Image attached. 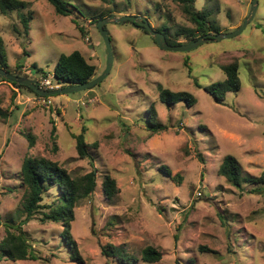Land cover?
I'll return each instance as SVG.
<instances>
[{"label":"rangeland","instance_id":"rangeland-1","mask_svg":"<svg viewBox=\"0 0 264 264\" xmlns=\"http://www.w3.org/2000/svg\"><path fill=\"white\" fill-rule=\"evenodd\" d=\"M22 1L21 12L0 10L6 70L35 80L44 79L42 70L52 77L60 56L75 50L100 75L107 55L94 20L101 15L144 16L180 44L189 41L177 33L196 27L180 0H66L80 7L77 18L86 34L48 0ZM251 3L196 0L195 7L209 11L220 32L228 33L242 25ZM22 14L30 17L28 34ZM106 27L114 65L93 89L39 97L0 76V107L8 113L0 119V241L8 223L17 226L26 217L25 156L56 161L75 178L95 168L98 182L93 195L77 205L71 226L82 260L72 258L63 243L64 227L42 222L37 214L22 228L46 260L2 258L0 264H128L105 256L108 244L136 256L134 264H264V189L253 191L248 183L238 188L218 172L228 154L238 159L243 176L264 171V0L242 33L189 51L161 49L131 21ZM234 57L240 58L242 88L217 103L204 87L225 79L222 64ZM160 87L188 91L197 102L167 106L159 99ZM153 105L158 121L169 128L150 135ZM84 127L86 141L98 144L90 148L93 159L77 152L75 135ZM106 174L119 188L113 198L103 190ZM57 195L51 188L45 200ZM149 246L161 252L160 261L141 259Z\"/></svg>","mask_w":264,"mask_h":264},{"label":"trees","instance_id":"trees-1","mask_svg":"<svg viewBox=\"0 0 264 264\" xmlns=\"http://www.w3.org/2000/svg\"><path fill=\"white\" fill-rule=\"evenodd\" d=\"M48 1L54 6L58 14L71 17V20L77 25L80 32L86 34L77 18V13H80V7L72 3L70 4L66 0ZM180 1L184 4L186 14L195 23L196 27L181 33L178 32V36L184 35L186 39L191 42L203 35L209 34V32H220V27L217 26L214 21L210 20L209 11L206 9L201 11L196 9V0ZM25 8L26 3L22 0H0V10L3 14H9L13 11L21 12ZM104 17L105 15H101L98 19L94 20L95 24ZM21 22L28 34L30 17L22 14ZM157 30L163 31L160 29ZM167 32L168 29H166L165 32L163 31L165 35ZM167 41L173 45L180 44L177 40L169 37H167ZM7 66L8 58L5 51L4 38L0 32V67L6 69ZM21 66L22 65H17V68L19 69ZM222 70L225 73V79L213 82L204 87V90L211 95L217 103L221 104L224 103L228 92H238L242 88L240 58L234 57L232 60L222 64ZM42 73L43 78L48 77V72L42 70ZM21 74L22 73H16L15 75L23 76ZM97 76V66L90 63L79 50H75L72 53L60 56L55 66L52 79L55 83H61L62 86L65 87L88 83ZM3 80L11 83L17 88L24 87L37 96H41L29 86L21 85L4 78ZM36 80L39 79L36 78ZM196 84L198 87H201L197 81ZM159 99L167 106L179 102H184L188 106H192L197 102V98L188 91H171L163 87H160ZM7 116L8 113L0 107V119ZM147 123L150 135L159 134L169 128L167 125L158 121L157 111L154 105L150 106V109H148ZM86 130V127H84L81 133L75 135L76 148L80 157H90L93 159L90 148L96 147L98 144L94 143V146H92L86 141ZM201 160L203 161V158H201ZM218 172L238 188H242L243 183H248L254 186L253 191L260 192L264 189V171L258 177L243 176L241 164L232 154H228L224 157ZM21 176L22 184L25 187L23 210L26 213V217L17 226L12 223L6 225L7 234L3 240L0 241V259L5 258L15 262L21 260H46L36 252L22 228L30 219L39 214L41 215L39 218L42 222L51 221L59 223L64 227L61 233L64 241L63 243L69 247L72 258L82 260L77 242L73 239L71 234V226L76 217L75 209L77 205L80 201L91 197L97 188V170L93 168V170L86 175L75 178L56 161L44 157L37 158L25 156L21 166ZM102 186L108 198H113L119 191L116 179L110 174L105 175ZM51 188H57L58 195L53 200L46 201V194L49 193ZM102 252L105 256L113 257L122 263L134 264L138 261L136 256L127 253L123 247L113 244L103 246ZM161 258V252L149 246L143 250L141 259L147 263H154L160 261Z\"/></svg>","mask_w":264,"mask_h":264},{"label":"water","instance_id":"water-1","mask_svg":"<svg viewBox=\"0 0 264 264\" xmlns=\"http://www.w3.org/2000/svg\"><path fill=\"white\" fill-rule=\"evenodd\" d=\"M258 8H259V0H252L248 16L245 18L242 25L232 32H228V33L219 32L216 34H206L199 37L197 40L187 42L184 44H176V45L170 44L167 41V36L162 31L155 29L151 25L149 20L144 16H132V15L118 16L115 14H110L109 16L104 17L97 22L98 30L106 46V55H107L106 67L100 75H98L90 82L73 85V86H65L55 90H46L39 85V82L37 80L29 78L27 76H19V75L11 74L6 69L1 67H0V76L6 80L16 82L21 85L29 86L33 88L39 95L45 97L55 96L58 94H71V93L87 90L94 87L97 84H100L104 79H106L111 73V70L114 65V50L112 46L111 34L106 28L108 24L131 21L134 26L141 27L143 30L147 31L161 49L167 51L180 52V51L192 50L210 40L218 41L225 38L234 37L242 33L244 29L248 26V24L254 20Z\"/></svg>","mask_w":264,"mask_h":264},{"label":"built area","instance_id":"built-area-1","mask_svg":"<svg viewBox=\"0 0 264 264\" xmlns=\"http://www.w3.org/2000/svg\"><path fill=\"white\" fill-rule=\"evenodd\" d=\"M39 82V85L46 90H55V89H59L62 88V84L61 83H55L52 79V77H47L44 78L43 80H37ZM42 97V96H40ZM45 102V100H44Z\"/></svg>","mask_w":264,"mask_h":264}]
</instances>
